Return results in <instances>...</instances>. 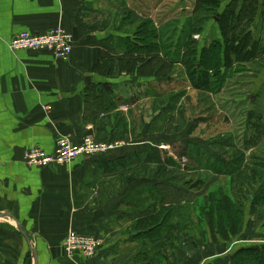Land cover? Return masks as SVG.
<instances>
[{
	"label": "crops",
	"instance_id": "obj_1",
	"mask_svg": "<svg viewBox=\"0 0 264 264\" xmlns=\"http://www.w3.org/2000/svg\"><path fill=\"white\" fill-rule=\"evenodd\" d=\"M131 1L0 0V214L10 213L25 229L37 251L36 264H231L228 249L221 251L225 242L199 236L198 213L187 216L199 212V156L183 166L178 158L194 154L185 140L199 130V95L191 103L198 116L190 121L176 110L155 118L153 102L185 89L171 90L168 84V91L158 90L153 69L161 62L170 67L168 60L176 58L167 49L159 50L158 61L142 72L133 66L136 53L126 48L134 41L135 27L130 31L129 26L142 13ZM251 24L256 26L253 34L264 39V0ZM57 26L73 35L66 60L45 50L8 47L20 32L42 34ZM233 71V86L244 88L237 89L241 96L232 102H248L250 112L251 94L259 95L264 86V64L254 71L246 65ZM211 101L214 114L216 101ZM160 122L163 128L157 130ZM61 135L75 144L86 135L123 144L62 166L25 164L26 149L38 146L52 153ZM177 139L179 155L172 146ZM178 167L197 180H183L175 173ZM194 186V195L187 196ZM161 207L174 211L160 215ZM13 217H0V264H34ZM158 221L163 224L154 226ZM68 229L99 241L92 257L65 255L62 241Z\"/></svg>",
	"mask_w": 264,
	"mask_h": 264
},
{
	"label": "rangeland",
	"instance_id": "obj_2",
	"mask_svg": "<svg viewBox=\"0 0 264 264\" xmlns=\"http://www.w3.org/2000/svg\"><path fill=\"white\" fill-rule=\"evenodd\" d=\"M193 3L194 0H182V2L181 0H132L130 2L131 7L137 12L142 13L144 16H151L159 22L161 21L160 18H164V13H167L166 22L158 28L164 43H172V49L177 48L176 52L172 53L173 56L174 54L177 56L180 54L182 42L190 32V16L194 8ZM179 7H182L184 11L179 12ZM142 15L140 16L141 20L143 18ZM139 22H135L129 26L130 31ZM217 33L219 35L216 26L212 25V28L208 30V26L204 25L199 35L201 38L196 43L199 49L207 47L211 39L218 38ZM257 35L252 34L253 39H259L261 37ZM259 48L264 50V46ZM263 64L264 54L259 53L252 58L250 64L236 63L232 67L242 68L246 65L247 68L250 67L254 71ZM170 66L162 70L165 74H157L158 80H160V83H157V87L159 91H168L165 85L170 84L171 90L185 89L181 92H176L177 94L184 93V95L181 98L179 96L180 99L178 100L180 102L178 101V103L174 104V107H176L174 110L178 112L183 111L182 116L187 118V121L198 116L195 115L196 106L191 103L196 104L197 101L194 99L197 94L199 95V108L197 109L200 119L199 130L195 128L193 136L185 140L187 141V145L193 148L192 152L194 154L183 153V156L180 155L182 157L178 158V165L183 166L192 163L190 158L196 159L199 156L198 188L200 199H204V197L207 199L213 192L222 191L228 194L236 202L241 211H243L239 234L227 240L221 251L228 249L230 255L240 247H263L264 190H261L263 185H260L264 181V86L259 92V95L255 96L254 93L251 94L256 99L253 98V102H251L253 108L251 106L252 110L247 112L246 107H248V102H246V105H238L232 102V99H235L236 96H241L237 89L244 88L241 85L233 86V77L229 78L228 76L223 85H220L218 88L209 89L211 91L199 92V90L194 89L190 85L191 79L187 76V71L182 67V64L176 63ZM232 71L233 69H231ZM158 80L156 79V81ZM212 99L218 104L215 102V105L212 107L215 109L214 114L211 112ZM182 101H185V103L178 105ZM207 105H209V108ZM147 111L149 110L147 109ZM221 115L224 117V120ZM178 118H180L179 115ZM159 127H162V122L157 123V128ZM179 140L173 141L174 145H172L174 147L173 151L178 155L182 150ZM159 146L165 145L159 144ZM196 151H199L198 154ZM194 163L197 162L194 161ZM178 168L175 169V173H180L183 176V180H189L191 182L197 180V176L185 173L181 169L182 167ZM186 183L189 184V182ZM189 188L191 187L189 186ZM196 189V186L192 187L191 191H188L187 196H190V194L194 195ZM256 192L259 193L252 206V198ZM187 213L188 218H195L198 211L192 210ZM199 236H203L204 238L211 237L212 239L210 233L201 227L200 218ZM217 240L220 239L217 238ZM238 244H241V246L238 247Z\"/></svg>",
	"mask_w": 264,
	"mask_h": 264
},
{
	"label": "trees",
	"instance_id": "obj_3",
	"mask_svg": "<svg viewBox=\"0 0 264 264\" xmlns=\"http://www.w3.org/2000/svg\"><path fill=\"white\" fill-rule=\"evenodd\" d=\"M224 2L225 0L195 1L193 14L190 17V32L182 42L180 54L176 55V58L168 60L170 65L182 64V67L187 71V76L191 79L190 85L194 89L199 90V92L211 91L213 88L222 86L225 79L233 75L234 71L231 72V69H233L232 66L234 64L251 63L255 55L264 54V50L259 48L264 46V39L262 37L253 39L252 34L256 26L251 24V19L257 13L260 0H230L222 8ZM214 17L217 19L215 20ZM211 21L216 24L219 32L218 38L211 39L207 47L199 49L192 35L200 33L204 25L211 24ZM138 24L137 27L135 26V32H133L136 38L131 42L129 48L126 49L129 53H136V56L132 59L130 58V61L133 62V66L139 65L140 69L143 68L142 72L147 67H151L152 61H158L159 56L156 51L166 49L172 43H163L160 38H157L160 33L152 26L150 19L146 18ZM134 50H140V52H135ZM161 63L163 64L156 66L154 69L157 74H165L164 72L161 73V71L168 66H164L165 62ZM180 94L171 96L167 101L162 100L164 102L157 104L155 103L156 101L153 102V108H151L157 110L155 118L162 116L166 111L174 110V104L177 103ZM182 112H180L181 118L184 117ZM167 120L168 117H166ZM155 127L157 130H162L163 128V126L157 128V123ZM158 186L161 195L164 184ZM260 186H262L261 190H264V181ZM258 193L256 192L252 198V206ZM163 208L161 207L159 210L160 215H162V211H166L169 214L174 211L173 207ZM242 212L236 202L222 191L213 192L207 199L204 197V199L199 200L198 215L201 227L210 233L213 242H216L217 238L222 242H226L232 236L239 234L243 218ZM155 217L158 220V216L156 215ZM162 224L163 221H158L153 225L158 227ZM173 225L171 223L168 227ZM201 237L204 238L203 236ZM241 244H238V247ZM229 257L231 264H264V246L260 248L254 246L240 247L233 251Z\"/></svg>",
	"mask_w": 264,
	"mask_h": 264
},
{
	"label": "built area",
	"instance_id": "obj_4",
	"mask_svg": "<svg viewBox=\"0 0 264 264\" xmlns=\"http://www.w3.org/2000/svg\"><path fill=\"white\" fill-rule=\"evenodd\" d=\"M73 35L61 26L50 29L42 34L20 32L14 35L8 47L11 51L18 50H45L52 53L56 60H66L72 51ZM123 143L99 142L92 136L86 135L80 143H73L65 135L58 136L52 153H46L38 146H31L24 152V162L28 166L47 167L50 165L62 166L79 156H95L107 153ZM99 246V241L90 235L78 233L68 229L63 241L62 249L68 257H92Z\"/></svg>",
	"mask_w": 264,
	"mask_h": 264
},
{
	"label": "flooded vegetation",
	"instance_id": "obj_5",
	"mask_svg": "<svg viewBox=\"0 0 264 264\" xmlns=\"http://www.w3.org/2000/svg\"><path fill=\"white\" fill-rule=\"evenodd\" d=\"M181 2H182V0H181ZM165 5H166V3H165ZM222 5H223V4H222ZM193 6L195 7V0H194V3H193ZM165 7H166V6H165ZM222 8H223V6H222ZM179 9H180L179 12L184 11V9H183L182 7H179L178 10H179ZM193 10H194V8H193ZM192 14H193V11H192ZM192 14H191L190 17H192ZM166 17H167V13H164V18H163V19L160 18V20H161L160 22L157 21V20H155V18H153V17H151V16H145V17H143V19H144V18H148V19H150V20H151V23H152V26H154V28L157 29L158 33H160L158 27L166 22ZM214 19L216 20L217 18L214 17ZM198 22H199V21H198ZM197 24H199V23H197ZM138 25H139V24H137L136 27H137ZM135 30H136V28L134 29V32H135ZM134 34H135V33H134ZM134 37L136 38V35H134ZM153 38H155V37L153 36ZM157 38H160V39L163 41V43H164V40L162 39V37H161L160 34H158ZM192 38H193L194 40H196V42H197V40L199 39V32L196 33V34H193V35H192ZM155 40H157V39H155ZM157 41H158V40H157ZM172 46H173V44H172L170 47H167V48H166V49H167V52H168L171 56L173 55L172 53H175V52H176V49H177V48L172 49ZM172 50H174V51H172ZM156 53L159 54L160 52H159V51H156ZM251 96H252V95H251ZM251 96H250V97H251ZM250 97L248 98V100H250ZM251 98H254V96H252Z\"/></svg>",
	"mask_w": 264,
	"mask_h": 264
},
{
	"label": "water",
	"instance_id": "obj_6",
	"mask_svg": "<svg viewBox=\"0 0 264 264\" xmlns=\"http://www.w3.org/2000/svg\"><path fill=\"white\" fill-rule=\"evenodd\" d=\"M86 81H87L88 83H90V82H89V77H87ZM4 216L13 217V216H12L10 213H8V212H7V213H1V214H0V217H4ZM13 220L15 221V225H16L17 230L23 235V237L26 239L27 243L30 245V247H31V252H32V255H33V259H34V264H36V263H37V251H36V249H35L33 243L31 242V240H30V238H29L27 232H26L25 229L20 225V223L18 222V220L15 219L14 217H13Z\"/></svg>",
	"mask_w": 264,
	"mask_h": 264
}]
</instances>
